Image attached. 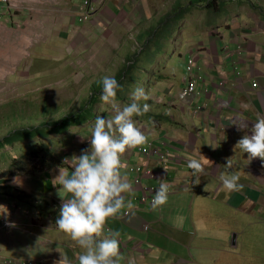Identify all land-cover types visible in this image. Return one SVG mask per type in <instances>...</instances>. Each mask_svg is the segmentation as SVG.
Instances as JSON below:
<instances>
[{"label": "rangeland", "instance_id": "374dc122", "mask_svg": "<svg viewBox=\"0 0 264 264\" xmlns=\"http://www.w3.org/2000/svg\"><path fill=\"white\" fill-rule=\"evenodd\" d=\"M9 1L11 2L10 6H7L0 14V140L13 131L28 126H44L68 114L80 111L83 105L84 107L87 104L91 105L92 96L96 94L95 91H98L96 85L102 82L103 77L111 75L116 78L120 68L127 64L128 57H133L144 48L143 56H141L138 65L139 69L134 67L139 72V78H133V81L130 82L128 87L131 88V91L125 96V101L119 100L122 104L129 103L131 93L137 86L145 90L147 99L139 102L150 104L151 110L142 117H136L137 121L140 122L138 127L143 128L142 123H146L151 114L170 116L173 112L174 109L170 105L179 101L182 84L186 85L184 79L188 74L186 63L189 60L195 56L199 58V60L194 61L195 65L201 64L205 73L204 57L199 55L198 47L202 45L201 49H206L213 55L214 48L217 44L221 45V40L223 45L226 46L229 38L232 40L235 36L238 41L241 38L240 29L242 27L238 24V20L233 19L232 24H235L233 27L236 31L218 27L224 31L223 34L226 39L224 41L218 35L217 41L212 42V28L210 29L203 22H199L203 15L207 13V11H204L195 12L196 18L199 19L195 20L192 25L199 22L197 23L200 26L198 27L199 31L207 27L208 30L206 32L200 31L197 36H194L195 39H193L192 32L197 30V27L195 25L191 27L185 21L172 29V32L176 31L177 33L169 38V44L158 43L160 39H153L154 41L147 45L148 42L142 44V39L147 38V34L144 38H136L137 40L134 43L123 44L124 36L129 39L131 37L130 31L144 32L146 30L145 24L136 26L135 20L131 25L127 21L128 26L126 27V21H121L123 22L122 26L116 27L111 13L104 16L100 14L94 20L95 22L81 23L79 18L76 21V17L79 11L78 8L84 4V0ZM161 1L163 0H150V2L149 0H142V4L147 6L156 2L163 8L170 6H166ZM221 1L225 6L224 12L230 14L232 18L242 13V18H239L243 20L241 25L246 26L248 23L249 26L251 22L260 19L253 11H249L250 7H256L252 2L248 4L249 6L245 4L238 6V4L243 3L242 0ZM235 11L241 13L234 15ZM218 21V17L212 19V23ZM156 23L157 21H153L152 25H156ZM156 27H153V29ZM183 27L185 28L183 29ZM258 38L262 40L264 45V32ZM241 39L242 43L246 42L245 38ZM239 47H241L243 53V47L241 45ZM239 47L238 45L228 47L229 50L225 54L227 56L232 55V50ZM12 50L14 52L16 50L17 56L15 55V58H12L14 61L9 62L8 55ZM220 51L223 52L224 49L220 48ZM197 53L199 56H197ZM238 53L233 55L235 59L238 57V60H235V65L239 71L243 62L241 57L243 56ZM219 56L222 55H216L217 58ZM227 71L232 72V68L228 65ZM235 72L237 74V70ZM125 77L127 76L124 75L123 79ZM125 81H128V79L126 78ZM198 91H200V87H198ZM94 111V115H91L92 112L89 114L86 109H83L82 113L86 114L87 118L90 117L93 122L97 116L103 118L111 116L110 111L101 112L100 102L95 104ZM169 124H171V121L166 123V125ZM90 126L84 127L82 130L70 129L71 133L68 134L65 142L60 147H56L57 142H61V136L59 135L48 137L46 140L36 138L30 142L18 143L13 148L0 151V173L6 172L9 175L8 177H11L9 170L12 161L27 154L34 144H38L42 150V145L46 146L47 154L53 159L66 152L65 157L69 160L68 164L72 163L74 165L75 162L71 160L73 152L70 151L77 142V139L75 141L74 139L76 136L90 139ZM142 131L146 136L151 133V131L145 129H142ZM146 146L147 143L142 147ZM76 150L81 152L84 149L77 147ZM121 172L122 175L128 177L127 171ZM14 173L17 174V171H14ZM13 178L5 179L4 184L8 186L7 190L14 199L9 198V196L0 197V206H3L4 209H6V206L9 208L7 211L0 209V214H2L0 218L8 216L10 221L14 223H20L14 217L24 220L25 216L26 219L31 220V213L26 208L29 207L32 211L34 208L26 204H20L18 211L12 212L11 210L16 208L15 206L18 204L16 201L24 200L21 195L22 191L26 190L28 192V190L31 191L39 187L38 182L35 180H41V177H30V174H22L19 176L18 184H13ZM223 191L230 196H234L225 188ZM194 194L198 195L197 199L201 206L214 208L210 215H204L202 227L208 218L217 219L218 223L225 227V232L221 237L213 234H205L204 237L196 235L194 241L188 245L200 244L199 242L203 240L209 242L205 244L213 245V247L214 245L229 247L228 243H230L233 246V251H237V253L231 251L232 249L229 253L222 252L221 258H225L223 264H264V211L255 219L247 218L245 220L246 226L241 229V226H239V218L243 215L241 211L230 209V206L204 198L198 191H195ZM44 196L43 193L40 195V197ZM31 198L33 199L32 195ZM32 199L30 201H33ZM40 206L42 207L41 202ZM4 212L6 213L3 214ZM228 212L233 214L232 220L229 218ZM44 221L46 222V220ZM232 221L237 224L235 228H233L234 223ZM48 226L46 223V225H41L40 228L45 230ZM47 232L53 234L54 237L49 238L46 235L40 237V241L48 249L52 248L53 238H56V240L64 238L53 226ZM185 236L188 239V235ZM191 239L192 236L188 242ZM0 241V246L7 247L9 245V248L22 252L23 257H36L46 252L41 250L42 246L36 238L20 231H15L11 236L0 231ZM71 245H73L72 242ZM74 248L79 255L82 250L75 246ZM173 252L175 253L176 250ZM4 254L10 257L11 252L6 251ZM152 255L154 257L160 255L161 259L156 264H163L166 261V255L169 254L167 250H161L156 245ZM186 261L187 259H185ZM200 263L213 264L211 259L207 257L200 260L199 263L192 261V264ZM169 264H173V262Z\"/></svg>", "mask_w": 264, "mask_h": 264}, {"label": "crops", "instance_id": "0c3cea01", "mask_svg": "<svg viewBox=\"0 0 264 264\" xmlns=\"http://www.w3.org/2000/svg\"><path fill=\"white\" fill-rule=\"evenodd\" d=\"M206 1H161L166 6L170 5L167 8H163L156 2L153 5L150 3V5L143 6L142 0H96L95 2L97 14L94 15L91 22L96 20L100 14L104 16L111 13L116 27L122 26L123 22L121 21H126V27L128 26L127 21L130 25L134 20L136 26L145 24L146 30L144 32L130 31L131 37L127 39V36H124L123 44L134 43L136 38L145 37L149 28L157 26L152 25L153 21L161 22L175 11L181 14L184 22L189 23L191 27L194 25L197 27V30L192 32L193 39L200 31L206 32L208 27L212 28V32L217 27L236 31L233 27L235 24H232L233 19L238 20V24L242 27L240 29L241 38L246 39V42L242 43L241 38L238 41V38L234 36L232 40L229 38L226 45L229 48L236 45L243 47L240 75L235 72V62L229 60L231 57H234L236 61L238 60V57L235 59L233 54L238 53L239 48L232 50V55L227 56L225 49L223 52L220 51V48L223 49L225 46L221 40V45L216 43L217 46L213 50V55H211L206 49H201V45L198 47V53L204 57L205 74H207L206 83L200 86L201 93L188 101L179 99L177 103H171L170 106L173 107V112L169 117L165 114H159L162 118L158 120V125L153 122L155 116L152 117L151 122L147 120L146 123H142V129L151 131L146 136L147 141H153L154 145L162 150L172 151V155L176 154L177 161H174L175 164L170 165L168 169L160 164L157 156L151 157L147 161L143 154L138 152V148L129 150L128 159L126 160L128 164L125 167L123 166L121 171H127L128 173L127 180L131 184V191L126 193L125 196L126 202L127 200L132 201V211L123 216V212L127 208L124 209L117 218L110 219L106 225L107 228L121 233V240L119 239L120 254L123 260L120 264H156L161 259L160 255L157 257L152 255L156 245L159 249L168 251L169 255H166V261L163 264H169L170 262H173V264H192V261L199 263L205 257L210 258L213 264H223L225 258H221V253L230 252L233 248L230 243H228L229 247L216 245L213 247V245L205 244L209 242L203 240L199 242L200 244L188 245L194 241L196 235L204 237L205 234H213L221 237L225 232V227L219 224L217 219L208 218L202 227L204 215H210L214 208L201 206L197 199L198 195L194 194L195 191L200 192L204 198L230 206V209L241 211L243 213L239 218L241 229L246 226L245 220L247 218L255 219L264 211V165L259 159L249 162L246 154L239 149L233 150L242 136L250 134L257 114L264 116V45L262 40L258 38L264 32V0H249L242 3L251 4L252 2L256 7H250L249 11H253L255 15L260 17L259 20L251 22L249 26L248 23L246 26L241 25L243 20L239 19L242 18L240 11H235L234 15L240 13L241 15L232 18L231 16H225L226 12L223 13L220 9L222 14L218 16L219 21L217 23H212L211 17L207 13L203 15L199 22H203L208 27L199 31L198 27L200 26L197 24L199 22H195L194 25L192 23L199 19L196 18L195 12L206 11L204 6ZM193 2H198V4H193ZM190 5H196L194 13L188 14L187 12L183 15L184 10H182V7ZM240 5L238 4V6ZM223 32L222 30L221 38L225 41L226 37ZM217 38L218 34L213 33L212 42H216ZM200 50L202 51L200 52ZM216 55L222 56L217 58ZM227 65L232 68L231 73L227 71ZM255 81L259 83L258 88L253 87ZM223 82H225V87L222 88L221 83ZM183 87L182 84L181 90ZM206 87H209L210 92L205 90ZM247 103L253 106L252 110H246L243 107ZM203 104H205V107L201 110L203 112L196 111L195 108L200 105L203 106ZM170 121L171 124L166 125ZM237 125L241 126L242 129H239ZM163 138L169 139L170 143L161 141ZM76 139L77 142L70 150L73 152V157H79L82 153V151L76 150L77 147L84 150L90 148L88 140L79 136L75 137L74 141ZM201 155L210 160L212 164L203 161ZM192 158L201 160L205 168L204 173L200 175L198 185L194 183V178L189 174L192 170L187 167L189 160ZM229 158L232 159L230 168L226 167ZM48 163L52 166L51 168L43 169V164L38 168L36 176L40 175L43 183L37 189H33L35 193L32 194V200H35L34 198L45 200L46 208L50 209L46 211L47 215H54L49 222L50 228L53 226L57 230L55 225L57 215L56 211L52 209L55 206L58 207L57 205H61L62 200L57 187L53 186L52 180L58 175V168L61 166L53 161ZM144 164L152 169L154 176L143 177L142 183L135 184V177L140 176L141 173H130L129 166ZM68 168L65 169L71 171L72 167ZM165 169H167V172ZM40 170L43 171L40 173ZM230 172H238L240 174L239 183L244 185L242 191L230 192L234 196H230L223 191L224 187L221 181V174ZM162 180L170 185L167 204L156 210L151 209L149 205L138 209L136 200L132 197L141 194L144 185L159 186ZM42 193L45 195L44 197H40ZM60 195L63 196L64 194L60 193ZM58 209L60 210V207ZM228 216L232 220L233 214L231 212H228ZM233 223V228H235L237 224L236 222ZM146 224L149 227L148 229L144 228ZM177 224L181 226L177 227ZM185 235H188V239ZM191 236L192 239L188 242ZM48 237L54 236L50 234ZM68 240L63 238L55 240V242L68 243ZM53 249H56L58 257L66 255L75 260L78 256L76 250H73V253L71 250L58 245H54L46 251L49 254ZM174 250H176L175 253ZM6 251L11 252L9 256H24L22 252L9 248V245L7 247L0 246L2 256L8 257L4 254ZM233 252L237 253V251ZM185 259H187L186 262ZM74 264H78V260Z\"/></svg>", "mask_w": 264, "mask_h": 264}, {"label": "clouds", "instance_id": "9594fccd", "mask_svg": "<svg viewBox=\"0 0 264 264\" xmlns=\"http://www.w3.org/2000/svg\"><path fill=\"white\" fill-rule=\"evenodd\" d=\"M95 2L96 0H93V7L95 11L87 20L82 19L81 11L83 5L80 8L77 7L79 11L77 12L76 21L77 18H79L81 23L91 21V19L97 13ZM10 4L11 2L9 0H0V14L7 6H10ZM165 20L166 19L156 23L157 27L160 28H149V31L147 32L148 37L142 39V44L154 41L153 39H159L164 27H167L164 24ZM182 23H184L183 20H178L175 21L172 26L177 27L178 24ZM218 29L220 30L222 36V30L220 28ZM176 33L177 32L175 31V34ZM225 50L228 51L229 48L226 47ZM239 50L241 52H239V54H242L241 47H239ZM194 59L199 60V58L196 56L191 60ZM191 60L188 61L189 64ZM229 60L236 63L234 57H231ZM128 64L131 65L134 64V62H129ZM139 64L140 62L138 65ZM234 69L237 70L238 75L241 74L240 68L238 71V67L236 68V65L234 66ZM206 77L207 74L204 73L201 64L194 65L193 70L190 71V73L187 74L184 79L186 85L181 90L180 100L188 101L197 97V95L201 93L198 91V87L206 83ZM191 82L196 83V89L193 94L184 97V91L190 87ZM221 87H225V82L221 83ZM253 87L258 88L259 83L257 81L253 82ZM205 90H209L210 92L209 87H206ZM121 91H123V86L115 78V76H104L102 80V91L99 96L101 102V112L110 111L111 116H107V119L97 116L94 122L89 120L83 125L70 128L82 130L84 127L91 125L89 129L91 133L90 139L82 137L83 139L89 141L90 148L82 150V153L79 157L74 156L71 159L75 162L74 165L72 163L70 165L68 164L69 160L65 157L66 152H64L60 157L54 159L49 155V157L43 163L45 169L52 167L48 163H51L52 161L61 166L58 168V175L54 177L52 184L54 187H57L62 204L57 205L60 207V210L56 206L52 210L56 211L57 219L55 221V225L57 230L64 238L69 239L68 243H57L55 242L56 238H53L54 243L52 246L58 245L59 247L71 250L73 253L75 246L82 250L80 254L74 260L70 257H67L66 255H61V257H58L56 255V249H53V251L49 254L47 253L46 249L48 248L40 241V237H44L46 235L49 236L51 234L47 232V230L51 229L49 222L52 220L54 215H47L46 211L50 209L46 208L47 206L45 200H38L35 198V200L30 201L28 204L19 201L20 204H26L34 208L33 211L29 207L26 208L31 213V220L26 219L25 216L24 220L14 217V219H18L20 222L14 223L10 221L8 216H2V218H0V231L6 233L9 236L13 235L15 231H20L23 234H27L36 238V240H38L42 246L41 250L46 251L45 254H40L36 257H4L0 254V264H74L76 260H78V264H120L121 260H123V257L120 254L121 233L117 230L107 228L106 225L110 219L117 218L124 209L127 208L123 212V216L128 215L132 211V201L127 200L126 202L125 196L126 193L131 191V184L128 182L127 177L122 175L121 172L122 167H125L126 164H128L126 160L128 159L129 150L136 148L139 149V147L143 146L144 144L153 141H147V137L142 131V128L138 127V123L140 122H138L136 119V117H142L151 110L150 104H141L139 102L143 99H147L145 90L142 87H135L131 93L130 102L123 104L118 99V94ZM204 107L205 104H203V106H197L195 109L201 113L203 112L201 110ZM243 107L246 110H252L253 108L250 103L244 104ZM154 116V114H151L148 120L151 122V119ZM237 126L239 129H242L241 126ZM27 128H30V126ZM34 128L39 129V127ZM69 130L67 132L64 131V133L61 134L53 133L47 135L46 137L35 136L28 142L36 138H42L43 140H46L48 137L60 135L61 142L58 141L56 144V147H60V145L65 142L68 134L71 133ZM161 141L164 143H170L169 139L166 138H163ZM18 143L24 142H15L12 145L5 146L4 148L0 149V151L7 148H13L14 145H18ZM36 146L39 147L38 144H34L32 147ZM155 147L157 146L155 145ZM42 148L43 150L47 149V147L44 145H42ZM237 149L247 155V160L249 162L259 159L262 162V165H264V116L257 114L256 121L251 127L250 134H245L242 136V138L237 141L233 150L235 151ZM138 152L140 153L139 150ZM169 153V160L165 163L160 162L164 168L168 169L170 165L175 164L174 161H177L176 154L172 155V151L170 150ZM41 154L43 155L42 152ZM145 158L147 161L151 159H148L147 157ZM19 159L20 158L16 160ZM202 160L212 164V162L204 156H202ZM231 160V158L227 159L226 167L230 168L232 166ZM14 161L15 160L12 161L11 167L14 164ZM32 163L33 162H31V165L33 166ZM70 166L72 167L71 171L66 170L69 169L68 167ZM134 166H141L143 169L141 172H138L141 173V175L138 176L141 177L138 183L136 182L138 177H135V184L142 183L143 177L154 176V172L152 169L148 168V165L146 164L129 166L130 173L135 172L131 171V168ZM187 167L192 170L189 174L194 178V183L198 185L200 183V175H202L205 171L202 161L192 158L189 160ZM149 171L150 174L148 173ZM165 171L167 172V169H165ZM19 176L21 175H17V177L13 178V184L19 183ZM33 176L36 175H32L30 177ZM239 180L240 174L238 172L221 174L222 185L228 192H239L243 190L244 185L239 183ZM151 187L157 188L152 202L148 201L143 204L139 203L138 199H135L138 209H142L143 207L149 205L151 208L156 210L167 204L170 188L169 183L162 180L160 181L159 186L144 185V189ZM16 191L19 190L16 189ZM24 192H29L28 194L35 193L33 189L31 191L28 190V192L24 190ZM60 193H63L64 195L61 196ZM141 195L142 193L136 194L134 197H140ZM1 196L6 197L8 195L0 194V197ZM134 197H132V199H134ZM39 201L41 202L42 207L40 206ZM16 206L17 207L15 209L10 210L12 212L18 211L20 206L18 204ZM0 209H4V207L0 206ZM7 209L9 210L8 206H6V209L4 210L7 211ZM5 213L6 212L3 214ZM44 220H46V222ZM46 223L49 226L45 230L41 229L40 226L46 225ZM176 226L179 227L181 225L177 224ZM144 228L148 229L149 227L146 224ZM71 242L73 245H71Z\"/></svg>", "mask_w": 264, "mask_h": 264}, {"label": "trees", "instance_id": "16d2710c", "mask_svg": "<svg viewBox=\"0 0 264 264\" xmlns=\"http://www.w3.org/2000/svg\"><path fill=\"white\" fill-rule=\"evenodd\" d=\"M199 1V0H198ZM243 3H245L242 0ZM247 2V1H246ZM193 4H198V2H193ZM201 4V3H199ZM242 4V3H240ZM239 4V5H240ZM247 6H249L248 4H245ZM196 6V5H195ZM195 6H185L182 7V10H184V12L182 13L183 15H185L187 12L188 14H193L194 13V8ZM205 9L207 11L208 16L211 17V22L213 18H217L218 16H220L222 13L221 11L224 13V3L221 0H207L204 4ZM221 9V11H220ZM225 16H231L228 13H225ZM178 20H183L181 17V14L177 13V11H175L173 14L169 15L164 24L167 27H164L162 34H160V41H158V43L161 44H169V38H171L175 32H172V29L174 28V26H172V24L175 21ZM214 34H218L221 36V32L220 30L217 28H214L213 31ZM148 42L147 44L152 43ZM226 46H224L223 49H225ZM143 52H144V48L142 49L141 52L135 54L133 57H128V62L127 64H125L117 73L116 79L121 83V85L123 86V91H121L118 94V99L121 100H125L126 99V95H128L131 91V88L128 87L130 82H132L133 78H139L137 69H139L138 67V63L140 62V58L141 56H143ZM129 62H134V64L129 65ZM134 67H136L137 69L135 70ZM190 64L187 62L186 63V71L188 72V74L190 73L189 70ZM126 75L127 77H125L123 79V76ZM128 79V81H125V79ZM97 90L95 91L96 94H94L92 96V99L90 102H92L91 105L87 104L86 107H84V105L82 106L83 108H81L80 111H77L75 113H71L68 114L64 117H62L60 120L58 121H53V122H49L47 124H45L44 126H39V129H35L34 127H30V128H26V129H21L18 131H13L11 133H9L5 138H3L2 140H0V149L4 148L5 146H9L14 144L15 142H28L29 140L33 139L35 136H39V137H46L47 135L53 134V133H57V134H61L64 133V131H68L70 128L75 127V126H80L85 124L87 121L90 120V117L87 118L86 114L82 113L83 109H86L88 111V113L91 115H94L93 112L94 111V107L95 104L99 103V96L100 93L102 91V82H99L97 85ZM154 114V113H153ZM155 115V119L153 120V122L158 125L159 124V119L162 118L161 115ZM164 117V115H162ZM47 149L46 150H42L40 147L36 146V147H32L30 149V151L28 152V154L23 155L20 157L19 160H15L14 164L11 167L10 170V175L11 177H17V175H22V174H30V176L32 175H36V173H38V168L40 167L41 164L44 163V161L49 157V154H47ZM41 152L43 153V155L41 154ZM38 157V158H37ZM31 162H33V166L31 165ZM42 169V168H41ZM44 169V166H43ZM14 171H17V174L14 173ZM43 170H40V173ZM9 175H7L6 173H1L0 174V194L3 195H8L10 198H13V196H10V192H8V186L7 185H3L4 182L6 180V178H8ZM38 186L42 185V179L38 180ZM40 190V188H38ZM19 192V191H18ZM18 192H16L18 194ZM19 195V194H18ZM21 195L23 196L24 200L21 202H25V203H29L30 199H31V195L32 194H28L24 191L21 192ZM17 196V195H15ZM14 199V198H13ZM18 203V205H20V203L18 201H16ZM17 207V206H15Z\"/></svg>", "mask_w": 264, "mask_h": 264}, {"label": "built area", "instance_id": "2783aa9c", "mask_svg": "<svg viewBox=\"0 0 264 264\" xmlns=\"http://www.w3.org/2000/svg\"><path fill=\"white\" fill-rule=\"evenodd\" d=\"M7 1V0H5ZM94 7H93V0H84V4L82 7V19L83 20H87L90 18V16L92 15V13L94 12ZM195 59L190 61V67L189 70L192 71L193 67L195 65ZM196 89V83L195 82H191V85L188 89H186L184 91L183 96L186 97L188 95L193 94V92ZM139 151L140 153H142L145 157H147L148 159H150L151 157L157 156L159 162H167L169 160V150H162L159 147H155V145L153 144V142H148L146 147H139ZM143 169L141 166H134L131 168V171H135V172H141ZM150 174V171L148 172ZM141 177H138L136 179V182L138 183L140 181ZM157 188L155 187H151V188H145L142 192V195L140 197H134V199H138L139 203H146L148 201L152 202V199L155 195Z\"/></svg>", "mask_w": 264, "mask_h": 264}, {"label": "bare ground", "instance_id": "6f19581e", "mask_svg": "<svg viewBox=\"0 0 264 264\" xmlns=\"http://www.w3.org/2000/svg\"><path fill=\"white\" fill-rule=\"evenodd\" d=\"M7 55H8V54H7ZM15 55L17 56L16 50H15V52H14V50H12V52L8 55L9 62H10V61H14V60H12V58H13V57L15 58Z\"/></svg>", "mask_w": 264, "mask_h": 264}]
</instances>
